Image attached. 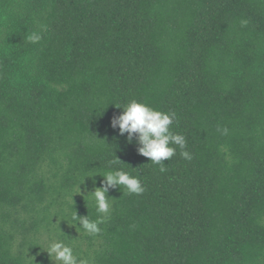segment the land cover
Instances as JSON below:
<instances>
[{
	"label": "trees",
	"instance_id": "trees-1",
	"mask_svg": "<svg viewBox=\"0 0 264 264\" xmlns=\"http://www.w3.org/2000/svg\"><path fill=\"white\" fill-rule=\"evenodd\" d=\"M132 100L176 114L190 161L170 145L161 172L110 127ZM110 162L145 191L110 189L88 235L79 185ZM54 241L89 264H264V0H0V264H53Z\"/></svg>",
	"mask_w": 264,
	"mask_h": 264
},
{
	"label": "clouds",
	"instance_id": "clouds-1",
	"mask_svg": "<svg viewBox=\"0 0 264 264\" xmlns=\"http://www.w3.org/2000/svg\"><path fill=\"white\" fill-rule=\"evenodd\" d=\"M27 39L32 43H37L40 41L41 36L33 33ZM120 109H122V112L112 118L110 127L113 130H118L119 136L126 137V142L129 145L135 142L138 145L137 153L148 158L150 162L160 165L161 172L166 171L162 161L169 160L176 154V148L170 145H176L180 148L182 158L189 161L192 159V155L185 150V137L170 130V126L176 119L174 112L158 111L136 100L128 102L126 106ZM111 163L114 162H110L108 171L91 177L99 176L102 178L99 187H95L96 182L94 180V187L91 192H88L87 188L81 192L80 186L84 185L85 179L79 185V193L83 195V198H91L98 213L95 220H90L88 215L78 216L76 212L72 217L74 221H78L76 226L79 225V228H82L88 235H98L101 232L99 225L105 223L109 218L110 201L113 199L108 195L110 189L123 186L130 195H140L145 191L138 177L131 176L123 170L111 168ZM46 252L53 264L54 262H58V264H89L88 260L74 255L73 248L63 241L50 242Z\"/></svg>",
	"mask_w": 264,
	"mask_h": 264
},
{
	"label": "rangeland",
	"instance_id": "rangeland-1",
	"mask_svg": "<svg viewBox=\"0 0 264 264\" xmlns=\"http://www.w3.org/2000/svg\"><path fill=\"white\" fill-rule=\"evenodd\" d=\"M55 264H56V262H55Z\"/></svg>",
	"mask_w": 264,
	"mask_h": 264
}]
</instances>
